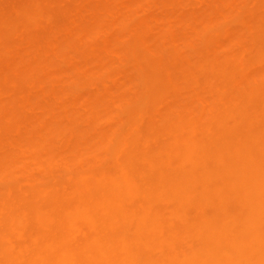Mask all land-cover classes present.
I'll use <instances>...</instances> for the list:
<instances>
[{
	"label": "bare ground",
	"instance_id": "6f19581e",
	"mask_svg": "<svg viewBox=\"0 0 264 264\" xmlns=\"http://www.w3.org/2000/svg\"><path fill=\"white\" fill-rule=\"evenodd\" d=\"M29 1L30 3L23 5L24 7L18 10L15 6L16 8H14L17 12L13 15L15 23L18 22V17L19 22H21L20 24L23 23L25 25L24 27L22 24L23 26L20 28L23 27V29L28 32L33 30V35L30 33L31 38L28 42L32 39L36 40H33L32 45L31 43L26 44L31 46L25 45L28 49L22 45L25 49L21 48V53L18 55L17 53L19 51L16 53V47L14 50L12 49L7 52L8 49L3 51L0 45V57H3V59L6 58V53H8L7 56L9 57V54L15 51V57L14 54H11V56H13L7 57L6 60L10 62V64L7 62L9 68L12 67L13 69L16 67L15 69H18L21 73L18 74V70H13L17 72L20 77L18 78L21 79L20 82L18 81L20 87L17 86V82L16 84L14 82L15 85L13 84V86L15 87H13L12 92L16 90V93L14 92L13 94H17V91H22V94L18 92L19 95L17 94V97L13 96L11 92V95L16 97L15 99L20 97V100L17 99L18 101H15L13 98L16 106L12 103L13 101H10L13 104L12 107L8 106L3 108V110H1L2 106L0 108V184L3 186V188H0V264H264V0H248V2L245 0L243 4L239 1L244 6L240 4V10L236 9L237 11H233H236L235 14L238 12L233 22H231V17L228 15H234V13L231 12V14H229L228 5H226L227 9L221 10L222 12H220V14L222 13L223 16L224 14L225 16L228 14L226 17L230 20L217 12L218 15L227 19L230 27L227 22L225 23V19L224 21L222 19V22L220 21L221 24L220 22H216V24L215 18L217 17H211L212 12L209 10L211 12L209 16L210 19L215 20V24L210 20V25H215V27L209 28H211L212 31H219L220 29L219 32L221 34L224 33L226 42L217 43L222 35L213 32L214 35L219 34L221 36L218 35V38L213 36L212 33L208 34L209 31H207V33H201L203 36L204 34L210 36V39L208 35L205 36V38L201 36L204 38L206 44L200 36L199 38L201 41L200 39L196 41V39H198L197 36H195L196 34L194 35L196 28H193L195 27L194 24L197 22L196 19L198 20L200 16L199 20H202L201 18L204 16L203 13L202 15H198L202 12V9L201 12H199L200 9L198 8H200L206 0H204V2L201 0L203 3L200 7L196 8L195 6L196 9H193L194 13L193 11L192 13L190 12L192 10V8H190L191 5H186L187 0L186 3H182L184 4V8L189 5L190 7L188 8L190 9H187L190 11L185 9L186 11L178 18V21H182L184 24L188 23L187 25L193 26L192 29L195 30L194 33H191L194 37L191 34L189 35L195 38V41L194 39L193 41H190V39L187 41L190 45H195V42L198 43V46L197 44L196 47L194 46L195 48H200L203 44L206 46V48L203 47L204 45L202 46L205 53L202 58L199 56L201 60L199 61V59L196 58L197 60L193 64L190 63L188 80L187 82L185 81L186 83L184 81V83H182L184 86H179L181 81L180 84H178L179 79H177V83L174 75L176 73L175 77L180 76L178 75L179 72L187 67L186 62L181 56V52L172 55L170 54L171 52L169 53L167 51L168 47H166L167 44L170 45L179 40V35L174 32L175 30L171 29V26L168 27V25H170L168 21L166 24L162 23V25H165L162 27L167 29L162 28L164 31L166 30L165 33L171 29V31H169L170 34L168 32L169 36L167 35L168 41H166L167 38L165 40V38L161 39L160 37L159 40H161V42L163 40L164 43L156 42L159 46H161V44H166L165 51L167 53L165 52L164 55L163 45L161 46V51L157 47L158 45L156 46V43L154 44L156 41L155 37L158 36L155 28L159 25L155 24L156 26L154 25V29L152 26L154 24L153 21L159 23V13L162 11L159 7L160 4L157 5L158 7L154 8L155 10L153 9L154 12L151 10L156 20H153V15L147 12L148 7L146 12L151 15V17H149L147 13V19L145 17L141 19L143 15L141 17L139 16L140 19L143 20L141 21L143 25L135 23L136 18L139 19L138 15H140V13L136 11L137 7L136 10L134 9L135 11L130 8L133 2L137 0H129L130 3H132L131 5L129 3H126L127 5L125 4V8L128 9L129 7L128 10L131 11V18L129 17L127 19L129 12L127 15V12H123L124 15L122 16L124 20L122 19L121 21L120 18L122 16L119 18L120 15L117 16L118 18L115 16L116 19L120 20L114 19L111 27L114 28L112 26L114 24H117L119 27L118 24H120L119 28H121V23L125 21L126 23L124 22L125 24L123 25L127 24V28L125 26L122 27H125L124 29L131 33L128 40L122 38L125 35V30L123 28L118 29L115 26L118 30H111V28L108 27L109 25L107 26L103 23V19L108 18L106 13H110L107 9L111 8H108L109 3L106 5V2L104 4L102 2V6H107L106 8L103 7L107 11L105 13L107 16L103 19L97 17L103 10L101 12L99 11L100 13L97 12L98 14H93L95 15L94 17L97 18L93 19L91 17L93 19L91 22L85 19L81 21V19L80 21L83 23L80 24L81 22H73L75 18H70V23L63 24V26L66 25V27L63 28L61 26L63 32L59 34H61L62 37H57L54 34L56 37L50 38L49 36L53 34L47 29L49 32L47 31L45 35H48L47 37L49 38H44L46 43L44 42L43 44L46 45L41 47V42H34H38L37 40L39 37L42 38L45 36L36 31L38 30L36 29L37 27H34L38 24L39 20L42 24V21L45 19H43V14L41 15V9L43 8H40L39 2L36 0H33V3H31L32 0ZM45 1L47 0H44V2ZM94 1V3L91 2L92 9L96 11L100 10L102 6L98 4L101 2L99 3L98 0ZM225 1L223 0V2ZM96 2H98V4ZM145 2L147 3V0H145ZM217 2H219V0ZM221 2H219V4L222 5L223 2ZM233 2L235 1L233 0ZM83 3L79 2L81 5L80 7H83ZM143 3L140 7L143 6ZM174 3H176V1ZM136 5L134 4L132 8H135ZM77 6L78 10H80L79 5ZM5 7L7 8V6ZM73 8L76 7L74 6ZM86 8L88 10V7ZM86 8L83 7V9ZM202 8L204 7L202 6ZM211 8L214 9V7ZM211 8L209 7V9ZM112 9L114 8L112 7ZM157 9H159V16L155 15L158 12L156 11ZM75 10L76 9H74V11ZM225 10H228L229 13H227V11L224 12ZM10 11L12 13L14 10L10 9ZM74 11L73 13H75ZM104 11L102 13L103 16ZM9 12L7 14L11 15ZM77 12L79 11H76V13ZM135 12L137 14H135ZM195 12L198 18L194 15ZM214 12H216V10H214ZM1 15L0 17H2ZM102 15L100 16L103 17ZM49 16L51 15L49 14ZM49 16L47 19L51 18ZM5 17L0 20L3 21L6 18V20L10 19V16ZM115 17L113 16V18ZM233 17L234 16H232V19H234ZM148 18L150 22L153 20L152 25L149 23ZM208 19L207 17L205 21H208ZM76 20H79V18ZM132 20L135 21L133 22ZM219 20L220 19H218V21ZM1 21L0 23H2ZM138 21L139 20H137V22ZM190 21H192L193 24H190ZM229 21L231 23L235 22V24L232 25ZM4 22L5 20L3 23ZM13 23H9L6 27L4 24L3 32H5L4 29H6L7 33L9 32L8 34L14 32L20 24L16 23L19 24L17 26ZM223 23H225V26L227 24V26L225 27ZM59 24H61V22H59ZM128 24H130V26ZM203 24H205V22ZM206 24V27H208V22ZM234 26V30H236L237 26L243 27L245 29L243 32L246 31L248 35L251 36L253 33L260 34L259 38L261 37V41L254 46L253 44L252 46H248L252 48L250 52L244 51L245 55L244 53H240V51H243L249 42L245 47L241 44V47H243L242 49L240 48V44L238 43L240 42V37H236L239 34L238 32H242V30L233 32L232 28ZM56 27H58V29L60 28L59 25H56L55 28ZM90 27H93V31H95L94 28L100 29L101 32L98 30L100 34L97 31L98 37L101 38L103 35L102 37L105 38V40L101 38V40H103H100L101 42H98L99 38L97 40V38H94L95 36L92 37V35L91 42L87 39L89 43H92L89 47V51L95 53L96 56L98 54L97 57H100L99 59L101 60L98 59L100 62L96 60L93 71L91 69V72L96 73V79L94 77L95 81L86 79V76L84 77L78 74V71L76 75L72 76V74H70L72 67L67 66L69 69L65 68L66 73L68 71L71 78L75 76V78H73L74 80L69 78L72 83H68L71 82L70 80L65 82L69 75L68 73L65 75V72H62L64 76H66V80L64 81L65 78L60 80L66 84V87L62 82H59V84L58 80L55 86H57V88H61L62 85L64 86L59 89L61 90L60 94H62V89L63 91L65 88L68 90V88H72L74 83L75 85L73 87H75V89L79 87L81 89L85 84L92 83L93 86L96 84L95 87L98 83L105 85L103 84V74L105 75V72L111 69L113 65L112 62L115 58L117 60L118 57L115 56V58H113L114 60L110 62V65V63L108 64L110 61L109 57H105L108 59L106 62L105 60L102 61V57L99 55L104 51H108V53L119 52V57L124 54L119 62H123L122 60L124 59L126 61L124 60L125 63H123L122 69V64L119 63V68L121 71H127L125 73H130V75L127 76L126 74V76H124L126 80H123V76V79L120 77V81L118 80V83L122 84H119V88H123V90L116 87L115 80L117 81V79L114 78L115 80H113L114 73L112 72V74L109 73L108 76L111 75L109 79L111 80L112 77L114 83H110L109 80L108 82L110 84L108 85L107 82L106 85L108 90L117 88V92H121L120 97L119 94V96L117 94L115 95V89L113 90L115 93L111 91L115 95L113 97H119L118 101H120L122 111L124 112L122 124L118 126L112 124L111 120H113V118L109 116V113L113 112L114 108L109 111L107 107L104 106L103 102L107 99V95L105 96V91L107 89L104 91L105 94H97L98 91L95 89H98L100 84H98V88L93 87L95 88L94 90H92L91 86L89 87L96 94L88 88L89 85H86V88L83 87L82 89L90 91L88 94L82 91L83 94L81 93L79 96V104H77V98L76 103L72 101L73 104L69 108L63 105L64 109L61 106L63 109L61 111L59 107V109H57L58 113L53 109L55 114L61 113L60 115L51 113L52 116L50 118L48 116L49 119H45V117H43L44 115H40L44 119L36 118L38 115L36 117L34 115V119H31V117L30 119H26L27 116L23 113L26 111L25 108L29 106V102L32 101V99H28L30 96L27 95L40 85L41 76H37V72L39 73L41 66L45 63L41 55L40 59L39 54H37L40 50L39 48H43V50L50 49V51L56 50L55 52L59 54L57 53L55 56L59 55L61 58L64 52H67L64 51L67 50L64 45L73 41L72 38L75 36L79 37L78 40L80 41H82L81 39L86 40V37L90 36L88 31L93 32L89 29ZM172 27L174 28V26ZM198 27H200V24ZM47 28L49 27L47 26ZM188 28L189 31L190 27ZM50 29L52 28L50 27ZM58 29L57 31H59ZM237 29L239 30V28ZM0 30H2L1 26ZM22 30L20 29V31ZM34 31L37 33H33ZM57 31L54 32L58 34ZM212 31L210 30V32ZM3 32L2 35L4 36ZM201 32H203V30H201ZM236 32L237 35H234ZM14 34L19 36L16 32H14ZM38 34H41V36ZM232 35L234 37L236 36L233 39L234 42L237 40V47L234 46L235 44L232 45L231 43L233 40H230ZM20 36L22 37V35ZM36 36L38 39L34 38ZM211 36L216 38L215 42L211 41ZM21 37L19 38L22 39L23 37ZM249 37L247 36L248 41L251 39V37ZM16 38L13 37L15 41ZM110 38L119 39V41L120 38H122L123 40L118 42L126 44L124 47L123 45L122 47H118L119 45L116 44L117 42L115 43L114 41L115 44H110L111 42H108ZM253 38L254 35L252 36V39ZM0 39L2 38L0 37ZM42 40L43 38L39 41ZM93 40H95V42H93ZM152 40H154V42ZM221 40H219V42ZM2 41L5 42L4 39ZM242 41L243 40H241V42ZM253 41L254 40H252V43ZM190 42L194 43L192 44ZM6 44L8 43L6 42ZM36 44L40 45L39 48ZM70 44L71 43H69V45ZM13 45L15 46V44ZM80 45H83V42ZM86 46L88 47V45ZM82 48L81 46V49ZM202 48L200 49L202 50ZM191 49H193V47H191ZM41 50L39 53L42 54L43 51L41 52ZM84 50H86V47L83 49V52ZM50 51H48V53ZM120 52H122V54ZM194 52L196 51L194 50ZM2 53L4 55H2ZM104 53L102 54L103 58L106 55ZM193 55L195 56V54ZM196 55H198V53H196ZM18 56L21 57L18 58ZM55 56L51 57L53 58L52 60L50 58L51 61L48 60L50 62L55 59L58 60V57L56 58ZM85 56H82V58L79 56L77 58V60L81 59V62L78 60L81 63L80 65L83 64V60L85 61ZM63 57L64 56H62V58ZM112 57H114V55H111V58ZM74 58H71V60L75 61L76 58ZM48 60H46V62ZM63 60L65 61V59ZM87 63L85 65L86 67L89 65V60ZM75 64L79 66V63ZM161 64H166L167 66V69H165L166 66H163L165 69L164 72H162V70H164L162 68H160L161 72L159 71L160 69L158 70V66ZM2 65L4 66L5 63ZM44 65L46 67V64ZM50 65L53 66V63H48L47 68L49 71L47 70L46 73H49L51 70L56 72L58 67H60V64H55L57 66L54 65L53 68L57 67V69L50 70ZM85 66L82 73L87 74L86 70L90 68H85ZM105 67L106 69L108 67L110 68L105 71ZM129 68H132V72H129L131 71ZM44 70H46V68ZM73 70L74 71L71 73L76 72L79 68H73ZM123 71L121 75H123ZM8 72L10 73V71H7V73ZM58 73L61 72L58 71ZM118 73L120 74L121 72L119 71ZM131 73L134 75L132 76ZM13 74L12 76H14ZM89 75L92 76L90 73ZM98 75H100L99 79H97ZM14 77L16 78L17 75ZM14 77L10 78V80L12 79L10 82L15 81ZM56 78L57 77H55V80H53L54 78L50 79L56 81ZM90 78L93 79V77ZM44 83L45 82H43V85ZM47 83L50 84L49 82H46V84ZM5 85L8 86L7 83H5ZM11 85H9V87H11ZM9 87L8 90L11 91L12 87ZM43 87L45 88L46 86ZM16 88H20V90ZM44 88H42V91ZM50 88L53 90L52 85H48L47 90L49 91ZM57 88L55 87L53 90L54 95H49L53 97V99L56 95V98L60 96V94L58 95L59 90L57 91ZM124 88H127V91L126 89L125 91L128 93L132 89V92H130L132 94H127L128 96H125V92L122 94ZM45 90L46 89H44V92ZM73 90H69L70 93L75 92V90ZM55 91H57V94ZM80 91L81 90H79V92ZM64 93L66 92L64 91ZM193 93L197 98L194 99L196 100L195 102L206 97H209V99L212 98V100L210 103L208 102L209 104L206 105V107L204 106V108L199 104V100L197 106L200 105V109L195 107L196 109L198 108V110H194L190 101L191 94ZM42 94L43 93H41V97ZM76 94L78 95V90ZM205 95L208 96L205 97ZM72 96L74 95L72 94ZM49 99L51 101L47 103H52L53 106L54 103L52 102V98H48V100ZM34 100H36V98H34ZM115 101L117 102V100ZM207 101L208 100H201V102L205 104ZM45 102L46 101H44V103ZM1 103H3L2 100L0 101V104ZM32 103L33 102H31V106ZM47 103L43 104L42 102V104L39 103V105H41V108L43 105L46 111L49 109L51 111L52 106H50L51 108L48 107ZM100 103H103L102 107H106L103 111L98 107H101ZM4 104L5 103H3V105ZM96 107H98V109L94 110ZM55 108H57V106ZM78 108L83 109L80 111V114L82 113L80 116L83 115L85 109L93 110V113L90 111V115H88L89 113L86 111L85 115H88L85 116V118L87 117L86 120L98 121L97 119H102L101 121L105 123V121H107L106 119L112 118L109 121H111L110 123L113 126L101 135H99L100 132H98L100 129H97L98 131L95 130L98 135H91L92 133L88 134V131L85 132L87 134L81 133L84 132V130H80L79 128L81 126L79 127L77 123L81 119L80 117H78L79 120L76 118ZM22 109L23 113L20 114ZM37 112L35 111L34 113ZM94 114L97 119H95ZM110 115L113 116L114 114L112 115L111 113ZM115 115L116 117L114 116V119L116 121L114 120V122L118 124L119 120L117 119L119 115ZM21 116H26V118L20 119L19 117ZM89 121H86V124H88ZM80 122L79 124L85 123L84 120L82 123ZM106 123L108 124L109 122ZM90 125H95V121L93 124H88L89 127H91ZM105 126L108 128V125ZM42 133L45 136H43V139L40 137L39 141L38 135L42 136ZM71 133L77 134V137L75 135H73V137ZM72 140L74 141V147L72 150H68V155H63L62 152L64 150L59 149L62 155L57 152L59 150H56V142L59 141V143H62L64 141L63 143L67 144L66 142L69 141L68 143H70ZM18 151L19 153L20 151H25V154H23L28 160L34 161L33 159H35L36 161V159H42L41 161L39 160L40 165L37 163L38 167L35 166V171L32 170V167H28V165L31 163L34 164L38 162V160L36 162L31 161V163L28 164L29 161L26 162L27 160L24 158V161L28 164L25 165L26 163L21 160L22 154V156L18 154L21 157L15 156ZM43 159L46 160L45 163H42ZM28 168L31 169V172H29ZM23 169L27 171L22 173ZM61 169L64 172H62ZM19 171L21 174L25 175L26 183L24 185H21L16 179L14 181L12 180L13 176ZM25 173L31 174L26 175ZM42 173L44 174L43 176ZM62 173L65 176H61ZM67 176L72 181L71 182L70 179L67 178L71 182V186H69L67 182L64 183V181H68L66 179Z\"/></svg>",
	"mask_w": 264,
	"mask_h": 264
},
{
	"label": "rangeland",
	"instance_id": "374dc122",
	"mask_svg": "<svg viewBox=\"0 0 264 264\" xmlns=\"http://www.w3.org/2000/svg\"><path fill=\"white\" fill-rule=\"evenodd\" d=\"M10 1H11V2H10ZM36 1L39 2L40 8H43V9H41V10H42L41 15L43 14V15H42V16H43V19H44V18H45V19H44V21H42V22H43L42 24L40 23L41 21L39 20L38 24H37L34 28L37 27L36 29H38V30H36V31L40 32L41 34H43V35L45 36V37H42L43 40H44V38L47 39V38H49V37L51 38V37H56V36L59 37V36H61V34H62V32H63V31L61 30L62 27H63V28L66 27V25L63 26V24L70 23V22H69V21L71 20L70 18H75V19H74L75 21L73 20V22L79 23V22L83 21L84 19H85L86 21H90V22H91V20H93L94 18H97V17H98V18L103 19L105 16L108 15V16H107V17H108L107 19H106V18L103 19V23L106 24L107 26L109 25L108 27H110L111 30H116L117 28H118V29H122V28H123L122 26H125V27L127 28V24H126V25H123V24L126 23L125 21H123V23H121V24H122L121 28H119V27H120V24H118L119 27L117 26V24H116V25H115V24L112 25L114 28L111 27V24L113 23V20L116 19V17L119 16V15H120L119 18H120L122 15H124L123 12H125V13L127 12L126 15H127L128 12H129V14L127 15V16H128L127 19H128L129 17L131 18V14H130L131 11L128 10L129 7H128V9H126L125 6L127 5L126 3H129V4L131 5L132 3H130V1H132V0H130V1H129V0H108V1H106V0H104V1H103V0H101V1L98 0L99 3L101 2L100 4H98V2H96L99 6H100V5L102 6V2H103V4L106 2V5L109 3L108 8H111V9H112V7L114 8V9H112V10H111V9H107V11H109L110 13H108V12L106 11V9H105V8L107 7L106 5H103V6L101 7L102 9L100 8V10H98V11H96L95 9H92L91 5H92V3L95 2L94 0H80V1H78V0H47V1H45L46 4H45L44 0H36ZM36 1H34V2H36ZM89 1H90V2H89ZM93 1H94V2H93ZM110 1H111V2H110ZM133 1H134V0H133ZM171 1H172V2H171ZM175 1H176V3H174ZM189 1H191V2H189ZM196 1H197V2H196ZM202 1L204 2V0H202ZM202 1H201V0H193V1H192V0H187V3H186V0H181V1H180V0H179V1H178V0H170V1H168V0H147V3H146L145 0H137V1H134L133 4H132V6L130 7L131 9H133V11H135V10H136V7H137V10H136V11H137V13H140V15H138V18H139V19L136 18V21H135V20H134V21H135V23L138 24V25H140V24L143 25L142 22H141V21H143V20H141V19H142L143 17H145V18L147 19L146 15H147L148 13L152 14V11H151V10H153V9L156 8V7H158L157 5L160 4L159 7H160L161 9H160V8H159V9L162 10V11H160V13H159V11H158L159 9H157L156 11H158V12H157V14H155V15H158V13L160 14V16L158 15L160 18L157 17V18L160 19V20L157 19V20H159V21H158L159 23H155V21H153V20H156V18H154L155 16L153 15L154 13L152 14V15H153V20H152V18H151V20H152L153 23H154L153 26H152L153 29H154V25H155V24H156V25H159V26H157V28H155V29H156V32L158 33V34H157L158 36L156 35L157 37H155V38H156V41L154 42L155 38H154V40H152V41L154 42V44H155L157 41L160 42V43H164L163 40H162V42H161V40H159L160 37H161V39H164V38H165V40H166V38H167L166 41H168V36H169V34H170L169 31H171V29H174V30H175L174 32H176L177 35H179V40H177L176 42L171 43V44L169 43L170 45L167 44L168 46L165 44L166 47H168V48H167V49H168L167 51H168L169 53L171 52L170 54L175 55V54L181 52L180 54H181V56L183 57V59L185 60V62H186L187 67H186L185 69L181 70V71L179 72V74L177 73V74L180 75V76H177V77H178V78H177V77H175L176 73H175V75H174V78H176V79H175L176 82H177V79H179V81H178L179 83L177 82L178 84H180V81H181V84H180L179 86H181V85L184 86L182 83H184L185 81L187 82V80H188V77H189L188 72H189V66H190V63L193 64V63L197 60L196 58L199 59V56H200V58H202V56L204 55L205 52H204L202 46L204 45L203 47L206 48V46H205L206 42H204V41H205V40H204L205 36H207L209 33H210V34H211V33L213 34V32H215V34H216V32L219 33V34H221V33L219 32L220 29H219V31H212V29L209 28V27H212V28L215 27V25H214V26H211V25H210V24H211V21H210V20L213 21V24H215L216 22H220L222 19H223V21H224L225 18H223V17H226V16L228 15L227 13H229V12H228V10H229V11H230L229 14H231V12L234 13V15H232V14H231V15H228V16L231 17V18H230V19L232 20L231 22L235 21V17H236V15L238 14V12H237V14H235V12H236L238 9L240 10V7H241L240 4H241V3L243 4L245 0H234L235 2H233V0H226V1L224 0V1L226 2V4H225V2H223V0H221L223 3L219 0V2L222 3V5H223L224 8L222 7L221 4H219V2H217L218 0H206V2L208 1L207 3H206V2L203 3ZM239 1H241V3H240ZM0 2L2 3V4L0 3V9H1V10H0V15L2 14V15H1L2 17H0V19H1V18L3 19V17L6 16V14L10 11V9H11V10H12V9L14 10L12 13H11V11L9 12L12 16L9 15V14H7L8 17L10 16V17H9L10 19L6 20V19H7V18H6L7 16H6V17H5L6 19H4V20H5L4 23H3L4 20H3V21H1L2 19L0 20V21L3 23V24L0 23V26H1V28H2V30H0V31H1V33H0V37L2 38V39H0V45L2 46L3 51L8 49L7 52H9V50H12V49L14 50L15 47H16L15 51H16V53H17V51H19V52L17 53V55H18V54L21 53V50H22V49H25L26 46H31L32 43H33V40H34V41L36 40V39H32V40H31L32 42H31V41L28 42L29 39L31 38V37H30V33L32 34V31H33V30H31V31L28 32V31H26L25 29H23V27L20 28V27L23 26L24 24H23V23H22L23 25L20 24L21 22H19V18H18V17H17L18 22H16V23H19L20 25H19V24H16V23H15V20H14V15H13L15 12H17L16 9L18 10V9L24 7L23 5H26V4L30 3V1H29V0H25V2H24V0H23V1H22V0H21V1H20V0H4V1H3V0H2V1L0 0ZM4 2H5V3H4ZM6 2H7V3H6ZM15 2H16V4H15ZM17 2H18V3H17ZM20 2H21V3H20ZM43 2H44V3H43ZM79 2H82V3H83V2H86V3H83L82 5H83V7H85V8L88 7V10H87V8H86V9H83V7H80V6H81V5H80L81 3L79 4ZM87 2H89V3H87ZM91 2H92V3H91ZM116 2H117V3H116ZM135 2L137 3V5H136ZM139 2H142V3L144 2V3H143V6L140 7V5H141L142 3H139ZM214 2H215V3H214ZM228 2H231V3H228ZM247 2H248V0H247ZM31 3H33V0L31 1ZM42 3H43V4H42ZM48 3H49V4H48ZM180 3H181V4H180ZM182 3H186V5L189 4V5H191V7H190L189 5H188V6L185 5L186 7L184 8V4H182ZM191 3H192V4H191ZM202 3H203V4H202ZM227 3H228V4H227ZM236 3H237V4H236ZM11 4H12V5H11ZM84 4H85V6H84ZM125 4H126V5H125ZM134 4H135L136 6H135V8H132V7H134V6H133ZM144 4H145V5H144ZM155 4H156V5H155ZM201 4H202V6H203L206 10H205L204 8H202V6L200 7ZM216 4H218V5H216ZM242 4H241V5H242ZM77 5H79L80 10H78V6H77ZM138 5H139V6H138ZM147 5H148V6H147ZM169 5H170L171 7H170ZM181 5H183V6H181ZM220 5H221V6H220ZM226 5H228V6H227L228 10H225L224 12L227 11V13H226L227 15L225 16V14H224V16H223L222 13L220 14V12H222L224 9H227V8H226ZM232 5H233V6H232ZM236 5H237V6H236ZM245 5H246V4H245ZM5 6H7V8H6ZM15 6H16L17 8H16ZM74 6H75L76 8H73ZM195 6H196V8L200 7V8H198V9H200L199 12H201V9H202V12L199 13L198 15H202V13L204 14L203 18H201L202 20H199V19H200V16H199V18H198V17L196 16V15H197L196 12H195V14H194V15L198 18V20L196 19V21L200 24V27H198L199 24H198L197 22L195 23V21H194V23H195L194 26H195V27H193V26L190 25V24H193L192 21H190V22H191V23L189 24L190 26L187 25L188 23H187V24H184L182 21H178V18L183 14V12L186 11L185 9H187L188 7L192 8L191 11L188 10V9H190V8L187 9V11H190V12L192 13L193 9H196ZM234 6H235V7H234ZM239 6H240V7H239ZM242 6H244V5H242ZM8 7H10V8H8ZM14 7H15L16 9H15ZM103 7H105V8H103ZM139 7H140V8H139ZM147 7H148V11H147ZM181 7H183V8H181ZM206 7H207V8H206ZM209 7H210V8H211V7H214V9H213V8L209 9ZM215 7H216V9H215ZM219 7H220V8H219ZM4 8H5V9H4ZM72 8H73V9H72ZM141 8H142V10H141ZM222 8H223V9H222ZM3 9H4V10H3ZM6 9H7V10H6ZM48 9H49V10H48ZM74 9H76V10L74 11ZM134 9H135V10H134ZM181 9H182V11H181ZM212 9H213V10H212ZM236 9H237V10H236ZM2 10H3V12H2ZM8 10H9V11H8ZM41 10H40V12H41ZM68 10H69L70 13L68 12ZM70 10H71V11H70ZM102 10H103V11L105 10V11H104V16L102 15V13H103ZM115 10H116V11H115ZM138 10H139V11H138ZM140 10H141V11H140ZM143 10H144V11H143ZM154 10H155V9H154ZM154 10H153V12H154ZM204 10H205V11H204ZM209 10L212 12V14H211V12H210ZM214 10H216V12H214ZM218 10H220V11H218ZM221 10H222V11H221ZM231 10H232V11H231ZM234 10H236V11L233 12ZM5 11H8V12H5ZM48 11H49V12H48ZM73 11H74L75 13H73ZM76 11H79V12L76 13ZM99 11H100V12L102 11L100 15H102L103 17H101V16L98 14V13H100ZM120 11H121V13H120ZM146 11H147L148 13H147ZM149 11H150V12H149ZM156 11H155V13H156ZM1 12H2V13H1ZM63 12H64V13H63ZM65 12H66V13H65ZM71 12H72V13H71ZM97 12H98V13H97ZM106 12H107V13H106ZM116 12H117V13H116ZM141 12H142V13H141ZM143 12H145V13H143ZM197 12H198V10H197ZM217 12H218L220 15H222L223 17L220 16V15H218ZM224 12H223V13H224ZM3 13H4V14H3ZM5 13H6V14H5ZM91 13H92V14H91ZM105 13H106L107 15H105ZM137 13L135 12V14H137ZM146 13H147V14H146ZM193 13H194V11H193ZM49 14H50L51 16H49ZM93 14H98V16L96 15L97 17H94L95 15H93ZM112 14H113V15H112ZM162 14H163V15H162ZM210 14H211V17H213V18H214V17H217V18H215L216 21H215L214 19H210V17H209ZM216 14H217V15H216ZM3 15H4V16H3ZM16 15H17V14H16ZM126 15H125V16H126ZM129 15H130V16H129ZM132 15H134V14H132ZM142 15H143V16H142ZM144 15H145V16H144ZM148 15H149V14H148ZM148 15H147V16H148ZM42 16H41V19H42ZM48 16L51 17V18H49L50 21H49V19H47ZM61 16H62V17H61ZM63 16H64V17H63ZM80 16H81V17H80ZM113 16H114V17L116 16V17L113 18ZM139 16H140V17L142 16L141 19H140ZM219 16H220L221 18H220ZM232 16H234V17H233L234 19H232ZM52 17H53V18H52ZM91 17H92L93 19H92ZM149 17H151V15H149ZM168 17H169V18H168ZM172 17H173V19H172ZM207 17H208L209 19H208V21H207V20L205 21V19H207ZM218 17H219V18H218ZM15 18H16V17H15ZM61 18H62V19H61ZM77 18H79V20H76ZM111 18H112V19H111ZM117 18H118V17H117ZM204 18H205V19H204ZM226 18H228V17H226ZM43 19H42V20H43ZM52 19H53V20H52ZM81 19H82V20H81ZM109 19H110V20H109ZM120 19H121V21H122V19L124 20L123 16H122ZM120 19H116V20H120ZM133 19H134V18H133ZM146 19H145V20H146ZM148 19H149V18H148ZM203 19H204V20H203ZM218 19H220V20L218 21ZM228 19H229V18H228ZM230 19H229V20H230ZM13 20H14V23H13ZM65 20H67L68 22L65 21ZM80 20H81V21H80ZM105 20H106L107 22H106ZM125 20H126V17H125ZM137 20H139V21L137 22ZM10 21H11V22H10ZM16 21H17V20H16ZM86 21H84V22H86ZM128 21H130V20H128ZM132 21H133V20H132ZM132 21H131V22H132ZM134 21H133V22H134ZM146 21H147V20H146ZM148 21H149V23L152 25V21L150 22V19H149ZM167 21H168V23H170V25H168V27L171 26V29L169 28L170 30H168V31L165 33V31H166L167 29H166L165 27H162V26H165V25H162V23H163V24H166ZM203 21L205 22V24H203V23H204ZM209 21H210V22H209ZM214 21H215V23H214ZM50 22H51V23H50ZM59 22H61V24H59ZM64 22H65V23H64ZM90 22H89V23H90ZM108 22H109V23H108ZM110 22H111V23H110ZM115 22H117V21H115ZM115 22H114V23H115ZM124 22H125V23H124ZM133 22H132V23H133ZM139 22H140V23H139ZM207 22H208V24H209L208 27H206V26H207V24H206ZM221 22H222V21H221ZM221 22H220V24H221ZM226 22H227V19H225V23H226ZM229 22H230V21H229ZM231 22H230V24H232V25L235 24V22H234V23H231ZM9 23H13V24H15V25H17V26L19 25L18 28L15 26L17 29L14 28V29H15L14 32H16L17 34H19V36H17L16 34H14V32H11L12 35H11V33L8 34L9 32L7 33V32H6V29H4L5 32H3V25L5 24L4 26L6 27V26H8ZM82 23H83V22H81L80 24H82ZM118 23H120V22H118ZM127 23H128V22H127ZM143 23H145V22H143ZM225 23H223V25H224ZM47 24H48V25H47ZM171 24H172V25H171ZM196 24H197V25H196ZM213 24H212V25H213ZM216 24H217V23H216ZM218 24H219V23H218ZM220 24H219V25H220ZM227 24H228V22H227ZM227 24H226V26H227ZM11 25H12V24H11ZM43 25H44V28H43ZM45 25H46V26H45ZM54 25H55V26H56V25H57V26H58V25L60 26L59 29H58V27H56L59 31H57V29L55 28ZM128 25L130 26V24H128ZM156 25H155V26H156ZM160 25H161V26H160ZM204 25H205V26H204ZM232 25H231V27H232ZM38 26H39V27H38ZM47 26H48L49 28H47ZM53 26H54L55 29L53 28ZM61 26H62V27H61ZM115 26H116L117 28H115ZM172 26H174V28H173ZM224 26H225V25H224ZM226 26H225V27H226ZM228 26L230 27L229 24H228ZM5 27H4V28H5ZM9 27L11 28L10 25H9ZM24 27H25V25H24ZM50 27H51L52 29H50ZM125 27H124V28H125ZM168 27H167V28H168ZM188 27H190V30H189V31H188V29H189ZM192 27H193L194 29L196 28V29H195V30H196L195 33H194L195 30L192 29ZM201 27H203V28H201ZM218 27H219V26H218ZM7 28H8V27H7ZM19 28H20L21 30H22V29L25 30V31H24L25 33L22 32L23 30L20 31ZM34 28H33V29H34ZM42 28H43V29H42ZM45 28H46V29H45ZM124 28H123V29H124ZM158 28H159V29H158ZM162 28H165L166 30L164 31V29H162ZM197 28H199V29H197ZM234 28H235V26L232 28V29H233V32H235V31L238 32V31L242 30V32L240 31L241 33L238 32V33H239V34H238L239 36L237 35V32H236L234 35H237V37H236V36H235V37H236V38H239V37H240V38H239V39H240V42H241V40H243L244 42L246 41L245 43H244L243 41H242L241 43L238 42V43L240 44L239 46H240L241 49H242V47H243V46L241 47V44H243L244 47H245V45L248 44V42H249V44L246 45L247 47H245V48L243 49V51H240V49H239V47H238L240 53H244V55H245V52H244V51H246V52L249 51V52H250V50H251V48H252V47L249 48L248 46H252V44H253V46H254V45L258 44L259 41H261V40H260L261 37L259 38V35H260V34H258V33H253L254 38L252 39V36H253V35H252V36H251V35H248V33H247L246 31H245V32H246V34H245V32H243V31L245 30L243 27H241V26H237V27H236V30H234ZM237 28H239V30H238ZM242 28H243V29H242ZM8 29H9V28H8ZM44 29H45V30H44ZM47 29H49V30L51 31L50 33L53 34V35L49 34V35H51V36L47 37L48 35H45L47 31L49 32V30H47ZM89 29H90L91 31H93V27H90ZM96 29H97V28H94L95 31H93V32L88 31V32L90 33V36H89V37H86V40H85V39H81L82 41H80V40H78L79 37L75 36L74 38H72L73 41H70V42H69V43H71L70 45H69V43L65 44L64 46H65V48H67V50H64V51H67V52H66V53L64 52L65 55H64V54L62 55V56H64L63 58H62V56H61V58H60L59 55H58V56H55V54L58 53V52H57V53L55 52L56 50H53L54 52L51 50V51H52V52H51L50 49H49V50H48V49H46V50L44 49V50H43V48H39L40 45H41V47H42V46L44 47V46L46 45V44H43L46 40H44V41L42 40L43 42H42V41H39V40L42 39V38L39 37V36H41V34H40V35L38 34V35H39V36H38L39 39L37 38V36L34 37V38H37V39H38V40H37L38 42H34V43H40V42H41L40 45H37V44H36V45L38 46V48H39L40 50L42 49L41 52H42V51H43V52H42V54H41V53H39V52H40V50H39V51L37 52V54H39V58H40V55H41L42 59L45 60V63H43V65L46 64V67H45V65H44V67H43V65H42L41 68H40L41 70H40V69H39V70L42 71V70H44L45 68H46V70H44V71H42V72L39 71V73L37 72V76H41V77H40L41 81L39 82L40 85H39L36 89L32 90V92L30 91L29 95H27V96H30V97H31V98L29 97L28 99H30V100L32 99V101L29 100V101H30V102H29V106L25 108L26 111H24V113H23V109L20 111V114L23 113L24 115L27 116V118H26V116H21L22 118L19 117L20 119H24V117H25L26 119H30V117H31V119H34V117H33L34 115H35V117L38 115L36 118H42V119H44L43 117H45V119H49V118L52 116L51 113H53L54 115H60L61 113L57 114V113H58V110H57V109H59V107H60V110H61V111L64 109L63 105H64V106H67V108H69V107L73 104V102L76 103V99H77V98H78V99H77V104H79V102H80V97H79L80 94L82 93V91H83V92L85 91L84 93H87V94H88L89 91L91 90V89L89 88L90 86L92 87V90H94L95 88H98V87H99L98 89H95L96 91L99 92V93L97 92V94L104 93L105 89H107V88H106L107 82L110 80L109 77H110L111 75L108 76L109 73H110V74L114 73V74H113V75H114L113 80L117 79V81L115 80V82H116V87L119 88V86L122 85L121 83H118V82L120 81V77L123 79V77L126 76V74H127V76L130 75V73H125V72H127V71L124 72L123 70H122V71H123V75H121V74H122L121 69L123 68V63H125L126 60H125V59H124L125 61L122 60L123 62H119V60L122 59L121 57H123L124 54L121 55V57H119V55H120L119 52H118V53H111V52H109V53H110V54H109L108 51H106V52L104 51L105 53H104V52H103V53L106 54V55L104 56V58H103V55H102L103 53H101L99 56L102 57V58H101L102 61L105 60L106 62H107V60H108V59H106V58L109 57V58H110V59H109L110 61L108 62V64H109L112 60H114L113 58H115V56L118 57V58H120V59L117 58V60H116V58H115V60H116L117 62H116L115 60L112 62V63H113V65L111 66V69H112V70H111V69H110V70L108 69V68H110V67L107 68V69L109 70V72H108V70H107L106 67H105V71L107 70L106 72L108 73V74H107V73L105 72V75L103 74V81H104L103 84H105V85H102V84L98 83V84H100L101 86H100V85L98 86V84H97L98 87H97V86L95 87L96 84H94V86H93V83H92V84H85V86H86V85H89L88 88H89L90 90H84V89H82V88L85 87V86H83L81 89H80V87H79L78 89H77V88L75 89V87H73V86L75 85V83H74L73 86H72V88L70 87V89L68 88V90H67V88H65L64 91H65L66 93H64V91H63V89H62V94H63V95L60 94V93H61V90H59V89L63 88L64 86L66 87V84H65L63 81H61L60 79H62V78L64 79V78H65L64 81L66 80V76H64V74L67 75V73H68V71H67V73H66V70H65V68L69 69V67H67V66H71V67H72V68H71L72 71H74L73 68H74V69H76V68L78 69V68H79V70H76V72H73V73H71L72 71L70 72V74H72V76H73V75H76V73H77V71H78V74H80V75H82V76H84V77L86 76V79H89L90 81H95V79H96V73H95V72H91V69H92V71H93V69H94V65H96V62H95V61L98 60L100 57H97L98 54H97V56H96L95 53L89 51V47L92 45V43H89V42H91V38L94 37V36H95L94 38H97V40H98V38H99V37H98V32L100 31V29H97V30H96ZM118 29H117V30H118ZM128 29H129V28H128ZM157 29H158V30H157ZM200 29L203 30V32H201ZM215 29H217V28H215ZM52 30H53V31H52ZM60 30H61V32H60ZM98 30H99V31H98ZM124 30H125V35H124L125 37L123 36L122 38H124V40H125V39L128 40V39L130 38V36H131V33H130V31L128 32V30H126V29H124ZM191 30H192V31H191ZM197 30H198V32H197ZM210 30H211L212 32H210ZM213 30H214V29H213ZM12 31H13V30H12ZM17 31H18V32H17ZM36 31H34L33 33H37ZM43 31H44V32H43ZM54 31H57L58 34H56ZM97 31H98V32H97ZM207 31H209L208 34H206V35L204 34V36H203V34H201V33H207ZM2 32H3L4 36L2 35ZM52 32H54V33H52ZM100 32H101V31H100ZM100 32H99V34H100ZM168 32H169V34H168ZM187 32H188V34H187ZM189 32H190V33H189ZM192 32L194 33V35L196 34L195 36H197V38H198V39H196V41H198V40L200 39L199 36H200V37H201V36L204 37V38H202V37H201V38L203 39V42H204L205 44H203L202 42H200L201 44H203V45H201V47H200V48H202V50H201L199 47H198V48H195V47H196V44H197V46H198V43H196V42H195V45H190V44H189V42H188L189 39H190V41H193V39H194V41H195V38H193V37H194L193 34H191ZM221 32H222V31H221ZM6 33H7V34H6ZM26 33H27V36H26ZM59 33H61V34H59ZM184 33H185V35H184ZM198 33H199L200 35H199ZM5 34H6L7 36H6ZM28 34H29V35H28ZM54 34H55L56 36H55ZM101 34H103V33H101ZM190 34H191L193 37H190V36H189ZM219 34H217V35H214V34H213V36L218 37ZM243 34H244V35H243ZM14 35H15L16 37H18V38H16ZM20 35H22V37H23L24 39H23ZM24 35H25V36H24ZM32 35H33V34H32ZM32 35H31V36H32ZM35 35H36V34H35ZM43 35H42V36H43ZM91 35H92V37H91ZM146 35H147V32H146ZM160 35H161V36H160ZM167 35H168V36H167ZM221 35H222V37H221L220 35H219V36L221 37V39H222V38H223V39H222V40H221V39H218L217 43H224V42H226V39H225V35H224V33L221 34ZM28 36H29V37H28ZM99 36H100V35H99ZM102 36H103V35H102ZM102 36H101V38H102L103 40H105V38L102 37ZM126 36H127V38H126ZM164 36H165V37H164ZM187 36L190 37V38H188ZM247 36H248V37H249V36L251 37L250 41H248ZM4 37H5V38H4ZM13 37L16 38V41L13 39ZM19 37H21L23 40L20 39ZM26 37H28V38H26ZM32 37H33V36H32ZM61 37H62V36H61ZM211 37H212V36H211ZM235 37L232 35V38H231L230 40H232V39L235 38ZM250 37H249V38H250ZM75 38H76V39H75ZM101 38H99L98 42L103 41V40H101ZM122 38H120V41L123 40ZM187 38H188V39H187ZM191 38H192V40H191ZM208 38L210 39V36H209V35H208ZM218 38H219V37H218ZM245 38H246L247 40H246ZM3 39H4L5 42L2 41ZM6 39H7V40H6ZM12 39H13V40H12ZM18 39H19V40H18ZM25 39H26V40H25ZM27 39H28V40H27ZM87 39H88L89 42L87 41ZM212 39H214V40H212ZM239 39H238V40H239ZM20 40H21V41H20ZM84 40H85V41H84ZM100 40H101V41H100ZM110 40H113V41H110ZM187 40H188V41H187ZM206 40H207V39H206ZM219 40H221L222 42H221V41L219 42ZM252 40H254L253 43H252ZM9 41H10V42H9ZM74 41H76V42H74ZM114 41H115V43L117 42L116 44L119 45L118 47H122V45H123V47H124L125 44H126V43H119V42H120L119 39L116 40V39H114V38H110L108 42H111L110 44H112V43L115 44ZM118 41H119V42H118ZM186 41H187V42H186ZM200 41H201V39H200ZM211 41H212V42H213V41L215 42V41H216V38H213V37H212V38H211ZM236 41H237V40H236ZM236 41L234 42V39H233L231 43H232V45L235 44L234 46L237 47V46H238V45H237L238 43H237ZM6 42H7L8 44H6ZM24 42H25V43H24ZM27 42H28V43H27ZM72 42H73V44H72ZM82 42H83V45H80ZM93 42H95V40H93ZM123 42H124V41H123ZM227 42H228V41H227ZM250 42H251V43H250ZM16 43H17V44H16ZM23 43H24V44H23ZM30 43H31V45H26V44H30ZM45 43H46V42H45ZM84 43H85V46H84ZM86 43H88V44H86ZM165 43H166V42H165ZM190 43H192V42H190ZM193 43H194V42H193ZM193 43H192V44H193ZM13 44H15V46H14ZM9 45H11V46H9ZM22 45H24V46L26 45L25 48H23L24 46L22 47ZM86 45H88V47H87ZM155 45H156V46L158 45L157 47H158L160 50L162 49L161 46H162L163 44H161V46H159V44L156 43ZM165 45H163V46H164V49H163V50H164V51H163V52H164V55H165V52H166V51H165V49H166V48H165ZM232 45H231V46H232ZM1 46H0V48H1ZM75 46H76V47H75ZM79 46H80V47H79ZM81 46L83 47L82 49H81ZM194 46H195V47H194ZM12 47H13V48H12ZM85 47H86V50H84V52H83V49H85ZM191 47H193V49H191ZM17 48H18V49H17ZM21 48H22V49H21ZM247 48H248L249 50H248ZM26 49H28V47H27ZM78 49H79V50H78ZM198 49H200V50H198ZM238 49H237V51H238ZM47 50L50 51V52L48 53ZM190 50H191L192 52H191ZM194 50H195L196 52H194ZM15 51H14V53H15ZM23 51H24V50H23ZM23 51H22V52H23ZM44 51H45V52L47 51L46 53H48V54H46ZM57 51H58V50H57ZM81 51H82V52H81ZM87 51H88L89 53H88ZM161 51H162V50H161ZM200 51H201V52H200ZM202 51H203V52H202ZM0 52H1V50H0ZM59 52H60V51H59ZM79 52H80V53H83V54H80ZM122 52H123V51H122ZM122 52H120V53L122 54ZM163 52H162V53H163ZM188 52H189V53H188ZM199 52H200V54H199ZM249 52H248V53H249ZM5 53H6V52H5ZM10 53H11V52H10ZM14 53H11V54H14ZM43 53H44V56H43ZM62 53H63V52H62ZM84 53H85V55H86L87 57L84 55ZM92 53H93V54H92ZM166 53H167V52H166ZM169 53H168V54H169ZM192 53L195 54L196 57H195ZM196 53H198V55H196ZM0 54H1V53H0ZM6 54L8 55V53H6ZM6 54H5V55H6ZM11 54H9V55H10L9 57H12V56H13V55L11 56ZM53 54H54V55H53ZM58 54H59V53H58ZM67 54H68L69 56H68ZM89 54H90V55H89ZM94 54H95V55H94ZM2 55H4V54L2 53ZM7 55H6V58L8 57ZM46 55H48V56H46ZM51 55H52V56H51ZM60 55H61V54H60ZM81 55H82V56H85L84 59H85L86 63H87V61L89 60V65H88L89 67H88V66H87V67L85 66L86 63H85L84 60H83L84 62L82 61V63H83L82 65H83V66L80 65V64H81V63H80V62H81V59H80V60L78 59V60L80 61V62H79V61L77 60V58H78L79 56H80V58H82ZM108 55H110V56H108ZM111 55H112V56L114 55V57L111 58ZM172 55H171V57H172ZM247 55H248V54H247ZM54 56H55L56 58L58 57V58H57L58 60L55 59L57 62H56L55 60L52 61V62H50V61L53 59V58H51V57H54ZM71 56H72V57H71ZM91 56H92V57L94 56V57H93L94 59H93ZM95 56L97 57V59H96ZM106 56H107V57H106ZM4 57H5V56H4ZM9 57H8V58H9ZM14 57H15V54H14ZM19 57H21V56H18V58H19ZM66 57H67V58H66ZM68 57H69V58H68ZM74 57L76 58V60H75V61H74V60H71V58L73 59ZM105 57H106V58H105ZM167 57H169V56H167ZM6 58L3 59V57H2V58L0 57V67H2V68H0V74H1V80H0V93H1L0 96H1V97H0V101L2 100V102L6 104V105H5V104L3 105V103L0 104V108H1V106H2L1 110H3V108L8 107V106H11V107H12V105H13L12 103H14L13 98L15 99V98L19 95V94H18L19 91H17V94H18V95H17V94H13L14 92L16 93V90L12 92L13 87H15V86H13V84H14V82H15V84H16V82H17V84H18L17 86L20 87L19 82L21 81V79H19L20 77L18 76V74H21V73H20L19 70L17 69L18 72H19V73L17 74V72H16L17 70L15 69L16 67H14V66H13V67H14L13 69H12L11 66H10L11 68H9V67H8V66H9L8 63L10 64V62H8V60H6ZM45 58H46V59H45ZM50 58H51V60H50ZM75 58H74V59H75ZM87 58H88V59H87ZM169 58H170V57H169ZM1 59H2V61H1ZM11 59H12V58H11ZM11 59H9V60H11ZM40 59H41V58H40ZM48 59H49L50 61H49ZM63 59H65V61H64ZM67 59H68L69 62L67 61ZM86 59H87V60H86ZM46 60H48V61L46 62ZM62 60H63L65 63H64ZM99 60H100V59H99ZM99 60H98V61H99ZM200 60H201V59H199V61H200ZM60 61H62V62H60ZM73 61H74L75 63H79V66L76 65ZM76 61H78V62H76ZM98 61H97V64H98ZM100 61H101V60H100ZM100 61H99V62H100ZM2 62H3V63H2ZM7 62H8V63H7ZM54 62H56V63H54ZM93 62H94V63H93ZM4 63H5V65L3 66L2 64H4ZM48 63H49V64H52V63H53V66H51V65H50V67L48 66L50 70H51V69H53V70L57 69V67L53 68L54 65H55V64H57V65L60 64V65H59L60 67H58V69L56 70V72L54 71L55 74H54V72H53L52 70H51L52 73H51V71H50L49 73H46V71L48 70V68H47ZM90 63H91V64H90ZM119 63L122 64V65H121L122 67L120 66L121 69L119 68V65H120ZM6 64H7V66H6ZM64 64H65L66 66H65ZM67 64H69V65H67ZM87 64H88V63H87ZM108 64H107V65H108ZM57 65H55V66H57ZM61 65H62V68H61ZM91 65H92V66H91ZM110 65H111V63H110ZM81 66H82L83 68H82ZM84 66H85V68H90L89 70H86V69H85V70L87 71V72H86L87 74L82 73V70L84 69ZM108 66H109V65H108ZM160 66H161V67H160ZM163 66L165 67L166 64H165V65H162V64L159 65V66H158V67H159L158 70H159L160 68L164 69ZM80 67H81L82 69H81ZM42 68H43V69H42ZM60 68H61L62 71L60 70ZM4 69H5V70H4ZM10 69H12V70H10ZM129 69L131 70V71H129V72H132V68H129ZM129 69H128V70H129ZM165 69H167V66L165 67ZM165 69L162 70V72H164ZM2 70H3V72H2ZM13 70H16V71H13ZM63 70H64V71H63ZM80 70H81V71H80ZM85 70H84V71H85ZM7 71H10V73L12 72L11 74L8 72L10 76L8 75ZM48 71H49V70H48ZM58 71L61 72V73H58ZM119 71L121 72L120 74L118 73ZM159 71L161 72V69H160ZM43 72H45L46 74L43 73ZM62 72H65V73L63 74ZM79 72H80V73H79ZM111 72H112V73H111ZM2 73H4V74H2ZM13 73H15V74H13ZM89 73H90L92 76H90ZM92 73H93V74H92ZM117 73H118V74H117ZM124 73H125V74H124ZM12 74H13L14 76L17 75V77L15 78L14 76H12ZM44 74H45V76H44ZM59 74H61V75L64 76V77H62V76L59 75ZM70 74L68 73L69 76H70ZM88 75H89V76H88ZM113 75H112V76H113ZM118 75H119V76H118ZM120 75H121V76H120ZM131 75L133 76L134 74L131 73ZM8 76H9V77H8ZM11 76L15 78V81L10 82V81L12 80V79L10 80V78H12ZM58 76H59V78H58ZM69 76H67L68 79H67V81H65V82H68V80L71 81V79L75 78V76H74L73 78H71V76H70V77H69ZM104 76H106V77H104ZM122 76H123V77H122ZM18 77H19V78H18ZM55 77H57V78H56V81H53V80H55ZM90 77H93V79H94V77H95V79L93 80V79L90 78ZM99 77H100V75H98V78H97V79H99ZM5 78H6V79H5ZM17 78H18V80L16 81ZM50 78H54V79L51 80ZM69 78H71V79H69ZM114 78H115V79H114ZM63 79H62V80H63ZM122 79H121V80H122ZM185 79H186V80H185ZM8 80H9V81H8ZM13 80H14V79H13ZM47 80H49V81H47ZM57 80H58V83H59V82H62V84H65V85L63 86V85L61 84V85H62V86L60 85L61 88H57V86H55V85L57 84ZM73 80H74V79H73ZM113 80H112V77H111L110 83H111V82L114 83ZM118 80H119V81H118ZM123 80H126V77H124ZM2 81H3V82H2ZM18 81H19V82H18ZM50 81H52V82H50ZM96 81H97V80H96ZM183 81H184V82H183ZM4 82L7 83L8 86L5 85ZM41 82H42V84H41ZM43 82H45L44 85H43ZM46 82H49L50 84H48V83L46 84ZM98 82H99V80H98ZM123 82H124V81H123ZM186 82H185V83H186ZM2 83H3V85H2ZM10 83H11L12 85H11ZM68 83H72V81H71V82H68ZM110 83L108 82V85H109ZM15 84H14V85H15ZM59 84H60V83H59ZM119 84H120V85H119ZM1 85H2V86H1ZM9 85H11L12 88L9 87ZM41 85L46 86V87L44 88V87L41 86ZM48 85H49V86L52 85L53 90H54L55 87L57 88V91L59 90V93H58V95L60 94V96H58L59 98H56L57 95L54 96V97H55L54 99H53V97L49 96V95H51V94L54 95V92H53V90H52L51 88H50V90H51L52 92H51L50 90H49V91L47 90ZM53 85H54V86H53ZM70 86H71V85H70ZM2 87H3V89H2ZM8 87L11 88V91L8 90ZM68 87H69V86H68ZM76 87H78V86H76ZM93 87H95V88H93ZM104 87H105V88H104ZM4 88H5V89H4ZM42 88L46 89L45 92H44V89H43V91H42ZM85 88H86V87H85ZM102 88H103V89H102ZM14 89H15V88H14ZM16 89H17V88H16ZM48 89H49V88H48ZM73 89L75 90V92H71V93H70L69 90H73ZM114 89H115L116 93L113 91ZM119 89L123 90V88H119ZM125 89H126V91H127V88H124V91L122 92V94H124V92H125V96H128V95L132 94V93H130V92H132V91H131L132 89L130 90V88H129V90H130L129 93L126 92ZM4 90H5V92H4ZM17 90H20V88L17 89ZM35 90L37 91L38 94L40 93L39 96H38V94L36 93ZM55 90H56V89H55ZM66 90H67V91H66ZM74 90H73V91H74ZM77 90H78V95L76 94V93H77ZM79 90H81V91L79 92ZM92 90H91V91H92ZM100 90H101V91H100ZM7 91H9L10 93L7 92ZM47 91H48V92H47ZM57 91H55L56 94H57ZM87 91H88V92H87ZM111 91H112L113 93H115V95H116V94H117V95L119 94L120 97H121V94H120L121 92L118 93L119 91L117 92V88H112V89H109V90L107 89V90L105 91L106 94L104 93L105 96L107 95V99H108V100L106 99V100L103 102V103H104V106H106L107 109H108L109 111H111V109L114 108V109H113L114 111L111 112L112 115H113V114H114V115L111 116V115H110L111 113H109V116L112 117L113 120H111L112 118H110V119H106L107 121H105V123H106V122H109V123H108V124H107V123L105 124V123H103V122L101 121L102 119L100 120V119H97V118H96V116H95L96 113L94 112V113H95V114H94L95 119H97L98 121L94 120V121H95V125H93V126L90 125L91 127H89L88 124H90V123L93 124L94 121H93V120H91V121L86 120L87 117L85 118V116L90 115L91 112H92L93 110H86V109H85L83 115L80 116V115L82 114V113L80 114V111H82L83 109H82V108H80V109L78 108V109H77L76 118H77V120H79L78 117H80V118H81V119H80L81 122L78 121L77 123H78L79 127H80V126H81V127H84V128H81V127L79 128L80 130H82V129L84 130V132H81V131H80L81 133H83V134H87V133L89 134V133H92L91 135H98V133H96L95 130H97V129L99 130V129H100L99 131H98V130H97V131L100 132L99 135H101L103 132H106V130H108L110 127H112V126H113L112 124H114V126H115V124H116V126L122 124V122H123V118H124V116H123V115H124V112L122 111L120 101H118V98H119V97H118V98H117V96H116V97H113V96H115V95H114ZM6 92H7V93H6ZM11 92H12V95H13V96H16V95H17V96H16V97H13V96L11 95ZM20 92H21V94H22V91H20ZM20 92H19V93H20ZM92 92L94 93V91H92ZM110 92H111V93H110ZM3 93H4V95H3ZM8 93H9V94H8ZM33 93L35 94V97H34V94H33ZM41 93H43V94H42V97H41ZM47 93H49V94H47ZM90 93H91V92H90ZM93 93H91V94H93ZM6 94H7V95H6ZM46 94L48 95V97H47ZM70 94H71V95H70ZM72 94H73L74 96H72ZM75 94H76V95H75ZM82 94H83V93H82ZM94 94H96V93H94ZM108 94H111V95H108ZM127 94H128V95H127ZM10 95H11V96H10ZM32 95H33V96H32ZM119 95H118V96H119ZM191 95H192V96L190 97V101H191V104H192L191 106H192V108H194V110L196 109L195 107H198V108L200 107V105L197 106L199 100H200V101H199V102H200L199 104H201L203 108H204V106L206 107V105H208V104L210 103V101L212 100V98L209 99V97H206V96H208V95H205L206 98L199 99V100H197V102H195L196 100H194V99H197L196 96H195V94L193 93V94H191ZM9 96H10V97H9ZM37 96H38L39 98H38ZM66 96H67V97L70 96V97L67 98ZM71 96H72V97H71ZM108 96H110V97H108ZM122 96H124V95H122ZM11 97H12V98H11ZM19 98H20V97H19ZM19 98H17V99L20 100ZM34 98H36V100H34ZM42 98L44 99V101H46L45 103L51 101L50 99L48 100V98H52V102L54 103V104H53L54 107L52 106V103H50L51 105H50L49 103H47V104H48V107L52 106V110H51V111H50V109H49L48 111H46V110L43 108V105H42V108L40 107L41 105H39V103L42 104V102H43V104H45ZM45 98H46V99H45ZM60 98H61V99H60ZM111 98H114V99H111ZM207 98H208V99H207ZM9 99H10V100H9ZM17 99H15V101H16ZM37 99H38L39 101H38ZM204 99H205V100H208V101H207L206 104L203 102V103H204V105H203V103L201 102V100H202V101H205ZM18 100H17V101H18ZM33 100H34V101H33ZM47 100H48V101H47ZM113 100H114V101H113ZM115 100H117V102H116ZM10 101H11V102L13 101V102L11 103ZM35 101H36V102H35ZM41 101H42V102H41ZM72 101H73V102H72ZM112 101H113V102H112ZM31 102H33V103H32V106H31ZM34 102H35V103H34ZM57 102H58L59 104H58ZM69 102H70V103H69ZM109 102H110L111 104H110ZM194 102H195V103H194ZM208 102H209V103H208ZM10 103H11V105H10ZM36 103H37V104H36ZM103 103H102V104H103ZM211 103H212V102H211ZM34 104H35V105H34ZM56 104H57V105H56ZM68 104H70V105H68ZM102 104L100 103L101 107L98 106V107L100 108L101 111H103V110L106 108V107H102ZM117 104H118V105H117ZM193 104L196 105V106H194ZM14 105L16 106L15 103H14ZM17 105H18V102H17ZM37 105H38V106H37ZM58 105H60V106H58ZM30 106H31L32 109L30 108ZM56 106H57V108H55ZM61 106H62L63 109L61 108ZM35 107H36V108H35ZM98 107H96L94 110H97ZM202 107H201V108H202ZM29 108H30V109H29ZM50 108H51V107H50ZM198 108H197L196 110H198ZM25 109H24V110H25ZM27 109H28V110H27ZM53 109L57 112L56 114L54 113L55 111H53ZM115 109H116V110H115ZM199 109H200V108H199ZM30 110H31V111H30ZM60 110H59V111H60ZM33 111H34V112H35V111H36V112L39 111V112H37V113H40V114L34 113ZM43 111H44V112H43ZM52 111H53V112H52ZM78 111H79V113H78ZM86 111H87V113H89L88 115H85V114H86ZM90 111H91V112H90ZM45 112H46L47 116H46ZM92 113H93V112H92ZM115 114H118V115L120 116V117L118 116V119H117V120H119V123H118V124H117L116 122H114V120H115V119H114V116L116 117ZM17 115L19 116L18 113H17ZM28 115H32V116H28ZM40 115H41V116L44 115V116L41 117ZM78 115H79V116H78ZM48 116H49V118H48ZM91 116H92V115H91ZM91 116H90V118H91ZM109 116H108V117H109ZM82 118H84V119H82ZM119 118H122V119H119ZM17 119H18V118H17ZM88 119H89V118H88ZM92 119H93V117H92ZM83 120H84L85 123H82ZM103 120H105V119H103ZM109 120L112 121V124L110 123L111 121H109ZM86 121H87V122L89 121V123L86 124ZM115 121H116V120H115ZM120 121H121V123H120ZM79 122L82 123V124H79ZM98 122H100V123H98ZM113 122H114V123H113ZM109 124H110V126H109ZM85 125H86V126H85ZM103 125H104V126H103ZM105 125H108V128H107ZM86 131H88V132L85 133ZM89 131H91V132H89ZM94 133H95V134H94ZM77 134H78V132H77ZM77 134H76V135H77ZM71 135L73 136V135H75V133H73V134L71 133ZM76 135H75V136H76ZM79 135H80V133H79ZM43 136H45V135H43V133H42V136H41V135H40V136L38 135L39 141H40V137H41V139L44 138ZM73 137H74V136H73ZM76 137H77V136H76ZM61 142H62V141H61ZM63 142H64V141H63ZM63 142H62V143H63ZM68 142H69V141H68ZM68 142H66V143H67V144H70V145H67V144H65V143H63V144H62V143H59V141L56 142V144H57V149H56V150H59V149H60V150H64L65 152H64V151L62 152L64 156H65V155H68V154H69V153H68V150H69V149L72 150L73 147H74V145H73V144H74V141H73V140H72V142L70 141V143H68ZM71 144H72V146H71ZM64 147H65V148H64ZM60 150L57 151V152L60 153V154L62 155V153H61ZM71 150H70V152H71ZM23 153L25 154V151H20V153H19V151H18L17 154H15V156H20L21 154L24 156ZM66 153H67V154H66ZM18 154H20V155H18ZM22 155H21V156H22ZM21 156H20V157H21ZM23 156L21 157V160L24 161V158H25V160H27L26 162L29 161L28 164H30L32 160H28V159L26 158V156H24V157H23ZM17 158H18V157H17ZM33 160H34V161H32V162H36L37 160H38V162H36V163H34V164L31 163L30 165H28L25 161H24V163H26L25 165H28V167H30V168L32 167V170L35 171V170H36V167H38V165H40L39 160L41 161L42 159H36V161H35V159H33ZM45 161H46V160L43 159L42 163H43V162L45 163ZM37 163H38V165H37ZM33 165H34V166H33ZM35 166H36V167H35ZM26 167H27V166H26ZM33 168H34V169H33ZM28 169H29V168H28ZM30 170H31V169H29V172H31ZM20 171H22V170H20ZM20 171L17 172V174L13 176L12 180L14 181V180L16 179V181H19V183H20L21 185H24V184L26 183V181H25V175L21 174ZM25 171H27V170H25ZM25 171H24V169H23L22 173H24ZM34 171H32V172H34ZM61 171H62V169H61ZM61 171H59V172H61ZM62 172H64V171H62ZM18 173H19V175H18ZM27 173H28V172H27ZM27 173H25V174H26V175L31 174V173H29V174H27ZM57 173H58V171H57ZM57 173H56V174H57ZM43 175H44V174L42 173V176H43ZM45 175H46V173H45ZM62 175H63V173L61 174V176H62ZM63 176H65V175H63ZM44 177H45V176H44ZM45 178H46V177H45ZM67 178H68V176L66 177V179H67ZM68 179H70V178H68ZM68 179H67V180H68ZM20 180H21V181H20ZM70 181H71V179H70ZM70 181H69V180H68V181H64V183L67 182V183H69V186H71L70 183H71L72 181H71V182H70ZM67 183H66V184H67ZM67 185H68V184H67ZM0 188H3V186H2L1 184H0Z\"/></svg>",
	"mask_w": 264,
	"mask_h": 264
}]
</instances>
